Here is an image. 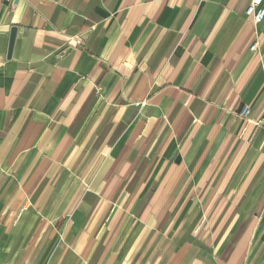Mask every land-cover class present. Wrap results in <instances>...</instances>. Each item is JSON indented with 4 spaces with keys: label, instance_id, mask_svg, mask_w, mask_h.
<instances>
[{
    "label": "crops",
    "instance_id": "obj_1",
    "mask_svg": "<svg viewBox=\"0 0 264 264\" xmlns=\"http://www.w3.org/2000/svg\"><path fill=\"white\" fill-rule=\"evenodd\" d=\"M248 2L0 0V264H251L264 17Z\"/></svg>",
    "mask_w": 264,
    "mask_h": 264
},
{
    "label": "built area",
    "instance_id": "obj_2",
    "mask_svg": "<svg viewBox=\"0 0 264 264\" xmlns=\"http://www.w3.org/2000/svg\"><path fill=\"white\" fill-rule=\"evenodd\" d=\"M245 14L253 24L259 23L264 17V0H249L245 9ZM255 48L256 43H253L250 46V49L254 50ZM248 114L249 107L245 105L240 109L239 115L242 117H247Z\"/></svg>",
    "mask_w": 264,
    "mask_h": 264
},
{
    "label": "rangeland",
    "instance_id": "obj_3",
    "mask_svg": "<svg viewBox=\"0 0 264 264\" xmlns=\"http://www.w3.org/2000/svg\"><path fill=\"white\" fill-rule=\"evenodd\" d=\"M264 216V209L263 215ZM251 264H264V222L259 226L251 246Z\"/></svg>",
    "mask_w": 264,
    "mask_h": 264
},
{
    "label": "water",
    "instance_id": "obj_4",
    "mask_svg": "<svg viewBox=\"0 0 264 264\" xmlns=\"http://www.w3.org/2000/svg\"><path fill=\"white\" fill-rule=\"evenodd\" d=\"M15 32L16 28L11 27L10 34H9V42H8V49H7V57L11 55L12 47H13V42H14V37H15ZM89 31H86L80 35V38L85 39L89 35ZM70 44L74 45V41H71ZM242 107H240L241 109ZM239 109V110H240Z\"/></svg>",
    "mask_w": 264,
    "mask_h": 264
}]
</instances>
